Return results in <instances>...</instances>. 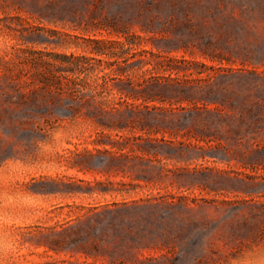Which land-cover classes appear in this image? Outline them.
<instances>
[{"label": "rangeland", "instance_id": "1", "mask_svg": "<svg viewBox=\"0 0 264 264\" xmlns=\"http://www.w3.org/2000/svg\"><path fill=\"white\" fill-rule=\"evenodd\" d=\"M0 264H264V0H0Z\"/></svg>", "mask_w": 264, "mask_h": 264}, {"label": "trees", "instance_id": "2", "mask_svg": "<svg viewBox=\"0 0 264 264\" xmlns=\"http://www.w3.org/2000/svg\"><path fill=\"white\" fill-rule=\"evenodd\" d=\"M99 43H100V41H99ZM94 53L98 54V55L104 54L103 52H100V51H96ZM64 58H66V56H64ZM70 58L73 59L75 62L89 60L88 58H84V57H73V56H71ZM90 60L96 61L98 63H103L102 60H99V59H96V58H92ZM60 71L63 72V73H65V72L70 73V74L76 76L75 78H78L77 76H79L80 74H84L86 72V69L84 67H81L79 64L76 63V64H74V65H72V66H70V67H68L66 69H62ZM75 114H76V112H71L69 114L70 115L69 117H73Z\"/></svg>", "mask_w": 264, "mask_h": 264}]
</instances>
